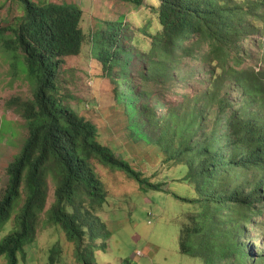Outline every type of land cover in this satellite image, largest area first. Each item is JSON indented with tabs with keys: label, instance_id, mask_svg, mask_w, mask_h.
Masks as SVG:
<instances>
[{
	"label": "trees",
	"instance_id": "16d2710c",
	"mask_svg": "<svg viewBox=\"0 0 264 264\" xmlns=\"http://www.w3.org/2000/svg\"><path fill=\"white\" fill-rule=\"evenodd\" d=\"M20 1L23 14L0 24V46L21 55L33 81L32 98L8 100L26 120L28 136L8 164L0 195V229L14 223L0 240L5 264H19L34 240L49 180L47 220L74 243L77 264H97L95 238L112 235L100 215L109 190L98 165L125 173L145 191H164L169 181L190 190L188 197L176 194L195 207L180 238L184 254L205 264H264V0H157L158 31L149 19L131 40H150L136 53L140 89L129 83L134 57L122 44L123 19L92 34L129 137L155 146L162 164L177 169L165 183L146 177L125 153L119 158L99 140L97 124L65 104L59 71L86 40L83 8ZM120 1L140 7L145 0Z\"/></svg>",
	"mask_w": 264,
	"mask_h": 264
},
{
	"label": "rangeland",
	"instance_id": "374dc122",
	"mask_svg": "<svg viewBox=\"0 0 264 264\" xmlns=\"http://www.w3.org/2000/svg\"><path fill=\"white\" fill-rule=\"evenodd\" d=\"M51 1L74 2L84 11L81 25L86 40L78 55L63 59L59 71V84L66 106L77 114L91 118L99 128V140L110 145L119 158L125 153L134 167L152 181L165 183L168 173L176 177V168L170 170L169 165L162 164L160 150L129 137L118 106L121 102L114 96L111 79L103 75L102 67L95 59L92 42V34L106 28L108 20L123 19L126 25L122 35H126V39H122V44L130 49L134 57L129 83L130 87L140 89L136 70L141 62L136 53H140L142 47H148L150 40L139 38L135 44L131 40L137 35L140 37L138 27L146 20L152 21L153 32L158 31L156 16L152 14L158 1L145 0L140 7L120 0ZM23 12L20 0H0V24L14 21ZM20 58L18 52L0 46V195L8 184V164L20 152L28 136L26 120L20 110L8 104L12 97L17 99V104L33 97V81L23 70ZM126 60L131 61V57ZM119 89L123 91L127 88L120 86ZM97 168L109 190V204L100 215L112 234L108 240L95 238L97 264H205L201 258L184 254L180 247L184 227L189 222L190 213L195 210L191 203L176 196H190L186 186L169 181L171 187L169 184L164 186V191H145L123 172L102 165ZM53 200L54 183L49 180L45 210L38 218L35 238L26 246L19 264H77L74 243L59 225L47 220L46 210ZM13 225L10 221L0 229V240L13 229ZM252 236L257 243L261 241L257 231ZM105 243L106 247L103 246ZM52 256L54 262L51 261ZM5 262L6 258L0 257V264Z\"/></svg>",
	"mask_w": 264,
	"mask_h": 264
}]
</instances>
